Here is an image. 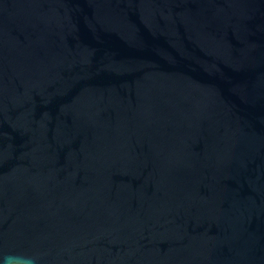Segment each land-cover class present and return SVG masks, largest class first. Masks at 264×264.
<instances>
[{"label": "water", "instance_id": "obj_1", "mask_svg": "<svg viewBox=\"0 0 264 264\" xmlns=\"http://www.w3.org/2000/svg\"><path fill=\"white\" fill-rule=\"evenodd\" d=\"M0 264H264V0H0Z\"/></svg>", "mask_w": 264, "mask_h": 264}]
</instances>
